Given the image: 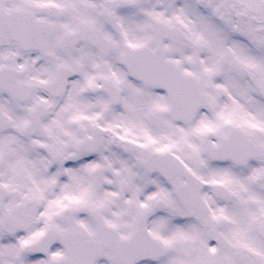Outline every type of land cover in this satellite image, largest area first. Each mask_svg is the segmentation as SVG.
<instances>
[{"label": "snow or ice", "instance_id": "1", "mask_svg": "<svg viewBox=\"0 0 264 264\" xmlns=\"http://www.w3.org/2000/svg\"><path fill=\"white\" fill-rule=\"evenodd\" d=\"M0 264H264V0H0Z\"/></svg>", "mask_w": 264, "mask_h": 264}]
</instances>
